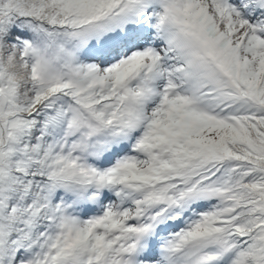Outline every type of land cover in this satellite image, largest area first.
Instances as JSON below:
<instances>
[{
	"label": "snow or ice",
	"instance_id": "obj_1",
	"mask_svg": "<svg viewBox=\"0 0 264 264\" xmlns=\"http://www.w3.org/2000/svg\"><path fill=\"white\" fill-rule=\"evenodd\" d=\"M0 264H264V0H0Z\"/></svg>",
	"mask_w": 264,
	"mask_h": 264
}]
</instances>
